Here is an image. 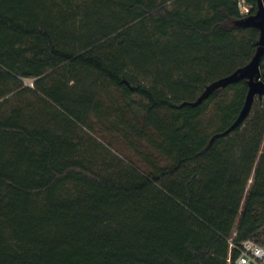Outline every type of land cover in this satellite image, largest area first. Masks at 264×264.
Here are the masks:
<instances>
[{"label": "trees", "instance_id": "trees-1", "mask_svg": "<svg viewBox=\"0 0 264 264\" xmlns=\"http://www.w3.org/2000/svg\"><path fill=\"white\" fill-rule=\"evenodd\" d=\"M239 2L0 0V264H236L264 245V96L226 135L248 79L183 105L256 54Z\"/></svg>", "mask_w": 264, "mask_h": 264}, {"label": "water", "instance_id": "water-1", "mask_svg": "<svg viewBox=\"0 0 264 264\" xmlns=\"http://www.w3.org/2000/svg\"><path fill=\"white\" fill-rule=\"evenodd\" d=\"M243 27H255L260 30V40L258 49L251 62L244 68L236 71L231 76L217 81L207 87L203 95L195 103H185L183 105L197 106L204 99L210 96L216 89L224 88L229 84L236 83L241 80L248 79L249 91L246 97L244 107L233 126L222 135L228 134L241 124L250 114L253 103L257 97L264 96V80L262 79L261 66L264 56V1L258 0V10L255 14L246 16L240 23Z\"/></svg>", "mask_w": 264, "mask_h": 264}, {"label": "rangeland", "instance_id": "rangeland-1", "mask_svg": "<svg viewBox=\"0 0 264 264\" xmlns=\"http://www.w3.org/2000/svg\"><path fill=\"white\" fill-rule=\"evenodd\" d=\"M240 3H241L240 8H241L242 14L244 16L250 15V6L247 5L244 0H240ZM24 82H25V86H28V87H31V88L34 87V85H33L34 84V81L33 80H24ZM76 99H77V97H76ZM90 135L93 136L94 138H96L97 140L101 141L102 143L106 144V146L109 147V148H111V150L114 153H116V154H120L121 153V154L125 155L126 157H128L130 159H133V160H136V161H140L141 158H142V156H141L142 154H140V151L143 148V145H142L141 142L138 143V144H136L137 147L131 148V145H129L128 142H126L125 140H123L121 138V136H118V135L113 134V133L111 135L108 134V133L105 134V135H107L106 136V139H105L107 141V143H106L105 140L102 139V136H97V135L92 134V133H90ZM109 143H112L113 145H115V148L110 147L109 146ZM137 149H139V150H137ZM145 151H147V150H145ZM136 164L139 167L141 166L138 163H136Z\"/></svg>", "mask_w": 264, "mask_h": 264}, {"label": "built area", "instance_id": "built-area-1", "mask_svg": "<svg viewBox=\"0 0 264 264\" xmlns=\"http://www.w3.org/2000/svg\"><path fill=\"white\" fill-rule=\"evenodd\" d=\"M233 247L235 246L231 244V248ZM239 251L240 255L236 264H264V245L260 246L252 241H245L239 247Z\"/></svg>", "mask_w": 264, "mask_h": 264}, {"label": "flooded vegetation", "instance_id": "flooded-vegetation-1", "mask_svg": "<svg viewBox=\"0 0 264 264\" xmlns=\"http://www.w3.org/2000/svg\"><path fill=\"white\" fill-rule=\"evenodd\" d=\"M264 1V0H263Z\"/></svg>", "mask_w": 264, "mask_h": 264}]
</instances>
